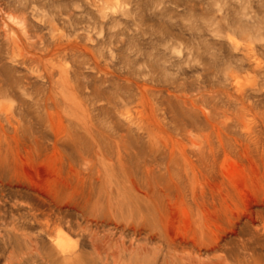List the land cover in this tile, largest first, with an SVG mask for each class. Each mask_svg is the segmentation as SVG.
I'll list each match as a JSON object with an SVG mask.
<instances>
[{
	"label": "rangeland",
	"instance_id": "1",
	"mask_svg": "<svg viewBox=\"0 0 264 264\" xmlns=\"http://www.w3.org/2000/svg\"><path fill=\"white\" fill-rule=\"evenodd\" d=\"M0 264H264V0H0Z\"/></svg>",
	"mask_w": 264,
	"mask_h": 264
}]
</instances>
